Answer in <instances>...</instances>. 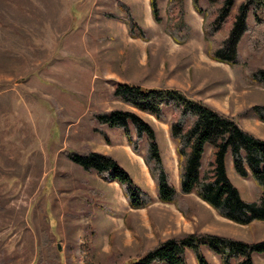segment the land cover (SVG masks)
I'll return each instance as SVG.
<instances>
[{
  "label": "rangeland",
  "instance_id": "1",
  "mask_svg": "<svg viewBox=\"0 0 264 264\" xmlns=\"http://www.w3.org/2000/svg\"><path fill=\"white\" fill-rule=\"evenodd\" d=\"M167 1L159 0L164 20L157 22L150 19L147 0H0V264H124L133 255L121 248L120 241H134L123 233L120 222L110 225L122 228L115 243L120 255L108 252L99 217L113 204L101 196L114 190L101 184L95 171L71 161L67 152L113 156L153 197L156 184L140 160L146 141L140 144L142 154L134 156L124 128L100 125L95 111L132 109L148 120L156 129L164 165L179 187L178 155L168 120L116 100L113 92L109 97L104 94L96 52L106 51L114 63L118 19L132 15L145 29L147 37L142 38L150 40L155 75L147 82L178 86L264 138V122L251 108L264 104V87L248 81L241 66L207 54L203 15L194 9L193 0H183L184 17L191 24L189 37L176 42L165 30ZM201 4L207 7L208 1ZM134 42L129 48L143 44ZM247 43L246 35L243 55L248 53ZM257 62L264 64L259 58ZM166 112L169 118L171 108ZM98 126L106 138L95 129ZM227 164L228 169L233 167L230 154ZM228 175L245 200L258 198L260 188L251 177ZM187 197L201 232L250 242L264 239V220L241 225L219 218L193 193ZM171 207L153 209L162 240L188 233L176 228L177 214ZM139 227L138 234L148 233ZM254 257L264 264V255Z\"/></svg>",
  "mask_w": 264,
  "mask_h": 264
},
{
  "label": "trees",
  "instance_id": "2",
  "mask_svg": "<svg viewBox=\"0 0 264 264\" xmlns=\"http://www.w3.org/2000/svg\"><path fill=\"white\" fill-rule=\"evenodd\" d=\"M193 0L194 8L203 15V31L207 54L231 66H241L244 77L264 87V0ZM157 22L164 20L159 0H150ZM165 30L176 42H185L191 24L184 17V1H167ZM130 34L146 38L145 29L132 15L123 17ZM247 35L246 55L241 42ZM113 96L138 110L168 120L169 136L178 155L179 187L164 165L155 127L135 110L112 108L94 112L100 125L124 128L132 150L142 154L141 142L146 141L142 154L156 184L161 202L175 204L189 214L187 196L195 193L220 216L241 225L264 220V139L242 127L232 116L188 96L174 87H147L118 83ZM172 114L167 117V109ZM253 112L264 121V104L252 105ZM103 137L105 130L98 126ZM135 131V137L133 131ZM231 155L234 169L241 177H251L260 188L258 198L245 200L231 181L226 166ZM68 158L86 171H95L107 181H117L130 206L148 207L153 197L141 188L132 176L111 155L97 151L67 152ZM210 249L221 264H258L255 254L264 255V239L246 241L221 234L195 230L160 241L136 261L124 264H189L187 250L195 254L198 264H211L204 253Z\"/></svg>",
  "mask_w": 264,
  "mask_h": 264
},
{
  "label": "crops",
  "instance_id": "3",
  "mask_svg": "<svg viewBox=\"0 0 264 264\" xmlns=\"http://www.w3.org/2000/svg\"><path fill=\"white\" fill-rule=\"evenodd\" d=\"M147 4H148V9H149L150 19L155 20L153 18V14L151 11L150 0H147ZM114 27L118 31L117 35H119V36H115V38L117 37L116 40L118 39L119 42H118L117 53L113 55L114 63L112 64L109 58H107L109 54H106L107 53L106 51H104L103 54L96 52L99 58L98 59L99 65L97 66H98V69L101 70L102 88L105 89L104 94L106 96L108 97L111 96V93L113 92V90L115 89L118 83L139 84V85H144L147 87H174V88L178 87V86L175 87V86L168 85V84L163 85V83L158 84V83L147 82V81L151 82L152 79H155V75H152L153 73L152 68L154 64H153L152 56H151V46L148 43V41L150 42V40L146 41L140 36L139 37L132 36L129 32L127 23L122 19H118V22L115 23ZM134 41H138L143 44L142 45L140 44V46L137 45L133 47L132 49L129 48V46L134 45L133 43H137ZM118 53H119V57H118ZM223 63L225 64V62ZM164 64L165 63L162 62L161 67H164ZM162 72H163L162 69H160L159 74ZM115 99L117 100V98ZM118 100L121 101L120 99ZM125 104L129 105L127 103ZM247 130L250 131V129L248 128ZM261 139H264V138H261ZM129 150L134 156H138L137 154L133 152L131 147L129 148ZM140 160H141V163L144 165L145 171L147 172V166H145L146 164L143 158L140 157ZM226 166H228L227 160H226ZM229 168L230 169H228L227 167L228 173L236 172L234 171L235 170L234 165L232 167V164H230ZM96 174H97L96 177L100 181L101 184H107V187L109 189L111 188L114 190V192L110 193L108 196H105L104 194L103 196H101V198L107 197L108 200H111L110 201L111 205L113 204L112 207L111 206L109 208L107 207V210L103 209L104 211L102 212L104 215L99 217V219L102 218L103 220L102 224L99 227L100 229L103 228L102 229L103 231L101 232L100 236L103 235L108 252L110 253L111 251V253H114L117 257L120 255L117 252V250H115V243H116L117 237L119 238L118 233L120 232V230L122 232V228L125 230L123 233L129 236L134 241V243H131L132 241H127V240L120 241V242H123L121 243L122 249L124 248L125 251H128V252L130 251L131 253H133V255H130L128 257L129 259L127 260L125 259L126 261H124V263L136 261V259L140 258L150 247H152L153 245L157 244L160 240H162L161 235L156 232V229H155L156 224L154 221L155 218L153 216V209L156 208L158 205L174 207L173 210L177 214L176 228H178V230H181L182 232H188V233L194 232L197 229L200 231H204V229L201 228V222L200 223L198 222V219L195 213L189 211L190 217L186 216L174 204L161 202L158 198L157 192L154 194L153 196L154 202L150 206L144 207V208H132L129 202L127 201L118 182L114 180L107 181L103 177H101L97 172ZM118 191L120 193V197L122 198L121 200L123 204L120 203L121 200H120ZM193 194L197 197L198 200H200V202L206 204L211 210H213L214 214H216L219 218H222V219L225 218V217L220 216L209 204H207L205 201L200 199L195 193ZM193 208L195 209L194 206ZM138 215L141 216V219L137 217ZM115 222H120V226L122 228L120 229V227L114 228V226L113 227L110 226L112 223H115ZM140 224L143 226V228L148 233L138 234L136 232L135 229L137 227L141 229V227H139ZM205 255L207 256L208 260L209 259L211 260L210 262L211 264H221L219 258H217L216 255L211 250L209 249L206 250ZM187 259H188L189 264H198L195 254L193 253L191 249L187 250ZM156 264H166V263H156Z\"/></svg>",
  "mask_w": 264,
  "mask_h": 264
}]
</instances>
